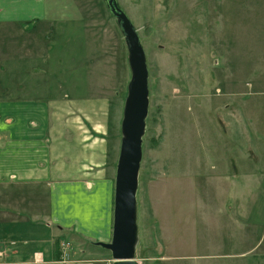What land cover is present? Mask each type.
<instances>
[{
	"label": "rangeland",
	"instance_id": "obj_1",
	"mask_svg": "<svg viewBox=\"0 0 264 264\" xmlns=\"http://www.w3.org/2000/svg\"><path fill=\"white\" fill-rule=\"evenodd\" d=\"M118 2L149 68L137 264H264V0ZM46 6L38 30L51 36L50 57H26L35 25L0 22V37L16 41L9 59L50 69L58 56L63 84L94 75L121 93L122 125L132 70L117 18L105 0ZM82 243L69 233L58 239L62 249ZM92 248L97 264H113L108 249Z\"/></svg>",
	"mask_w": 264,
	"mask_h": 264
},
{
	"label": "crops",
	"instance_id": "obj_2",
	"mask_svg": "<svg viewBox=\"0 0 264 264\" xmlns=\"http://www.w3.org/2000/svg\"><path fill=\"white\" fill-rule=\"evenodd\" d=\"M47 19L46 0H0L1 23L37 27L28 58L48 55ZM15 42L0 37V264H97L92 246L113 233L121 93L91 73L58 82V56L50 69L15 67ZM64 233L82 239L80 251L64 257Z\"/></svg>",
	"mask_w": 264,
	"mask_h": 264
},
{
	"label": "water",
	"instance_id": "obj_3",
	"mask_svg": "<svg viewBox=\"0 0 264 264\" xmlns=\"http://www.w3.org/2000/svg\"><path fill=\"white\" fill-rule=\"evenodd\" d=\"M117 18L129 51L132 78L124 105L122 139L116 168L112 239L98 241L108 249L113 264H137V190L143 157V136L149 109V68L140 35L118 0H105Z\"/></svg>",
	"mask_w": 264,
	"mask_h": 264
},
{
	"label": "built area",
	"instance_id": "obj_4",
	"mask_svg": "<svg viewBox=\"0 0 264 264\" xmlns=\"http://www.w3.org/2000/svg\"><path fill=\"white\" fill-rule=\"evenodd\" d=\"M66 250L67 249H65V248L62 249V252H63L64 257H66L68 255V253H67ZM3 256H4V253L2 251H0V261L3 259Z\"/></svg>",
	"mask_w": 264,
	"mask_h": 264
}]
</instances>
